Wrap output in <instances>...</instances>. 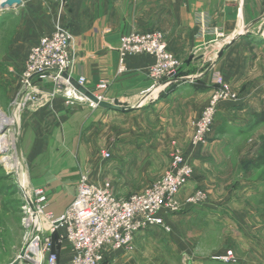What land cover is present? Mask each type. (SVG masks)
<instances>
[{
    "label": "rangeland",
    "instance_id": "1",
    "mask_svg": "<svg viewBox=\"0 0 264 264\" xmlns=\"http://www.w3.org/2000/svg\"><path fill=\"white\" fill-rule=\"evenodd\" d=\"M73 35L77 57V35L82 34ZM26 40L19 35L12 8L0 7V111L7 117L17 114L19 120L0 128V136L9 139L0 144V264L15 261L24 244L19 189L23 180L31 192L36 180L60 178L49 190L43 186L51 211L66 201L67 182L71 177L78 182L81 173L96 183L109 180L115 194L127 197L159 179L170 168L177 148L192 162L191 180L198 169L208 174L209 183L180 196L182 208L166 215L169 229L150 226L137 232L133 251H112L107 264H264L256 251L257 239L264 242V168L252 166L264 134V123L256 124L252 114L261 111L257 103L222 102L207 142L199 147L190 144L191 121L202 108V98L208 95V100L215 86L212 89L198 77L179 87L185 91L177 98L178 105L173 102L144 112L93 106L78 92V96L70 93L65 80L49 101L17 108L30 48ZM55 86L48 84L50 91ZM233 89L240 96L241 90ZM182 100L188 117L182 115ZM61 179L64 188L58 186ZM197 191L204 198L189 204L188 197ZM243 217L247 226L241 223ZM251 248L253 259L247 261L242 255ZM227 250H233L234 262L216 259Z\"/></svg>",
    "mask_w": 264,
    "mask_h": 264
},
{
    "label": "crops",
    "instance_id": "2",
    "mask_svg": "<svg viewBox=\"0 0 264 264\" xmlns=\"http://www.w3.org/2000/svg\"><path fill=\"white\" fill-rule=\"evenodd\" d=\"M12 10L17 17L19 35L27 37L30 48L42 35L53 32L58 18L74 34H82L77 35L73 77L78 80L84 76L88 89L109 102L130 107L129 110L144 112L151 107L177 104V98L185 91L179 87L189 81L174 84L159 92L157 98L154 94L145 99L144 92L151 85L149 69L155 57L144 53L128 56L127 70L118 71L120 37L136 28L163 30L169 50L181 59V71L187 76L201 78L213 89V75L220 71L230 85L241 90V103H257V110L264 109V0H22V4ZM200 12L207 15L209 32L205 35L201 34L198 22ZM215 27L223 31V38L213 34ZM103 80L108 82L105 89L99 87ZM49 83H53L50 78L37 79L38 86L50 91ZM207 98L208 95L202 98L199 108L205 106ZM181 107L182 115L188 117L184 100ZM198 162L195 160L194 165ZM194 175L182 189L181 197L193 192L198 185L209 183L205 172L197 169ZM59 179L58 176L44 177L34 185L49 190ZM76 183L73 177L67 182L66 191L70 195L62 205L52 208L55 215L64 212L76 196ZM58 186L64 188L62 179ZM243 218L241 223L247 226V218ZM256 251L257 259H264L263 241L257 239ZM59 252V264H69L70 249L61 247ZM252 252V248L247 249L242 256L250 261Z\"/></svg>",
    "mask_w": 264,
    "mask_h": 264
},
{
    "label": "built area",
    "instance_id": "3",
    "mask_svg": "<svg viewBox=\"0 0 264 264\" xmlns=\"http://www.w3.org/2000/svg\"><path fill=\"white\" fill-rule=\"evenodd\" d=\"M206 19V13L200 12L198 22L202 35L209 32ZM213 34L224 37L218 27L213 29ZM119 43V72L127 70L128 56L144 53L155 57L149 69L151 85L144 92L145 99L154 94L157 98L159 92L174 84L194 79L182 76V61L169 50L162 30H132L121 35ZM76 60L73 32L58 18L53 32L42 35L25 57L17 108L27 104L39 105L52 99L61 80L70 84V78H65L64 74L72 75L69 71ZM39 78L52 79L56 85L54 91L38 86ZM85 80L83 76L78 82L84 86ZM213 85L208 103L200 116L191 121L190 144L194 147L207 142L219 105L239 100L236 90L218 72L213 75ZM99 87L107 88L108 82L101 81ZM97 96L104 99L101 94ZM103 154L110 156L108 151ZM172 160L170 168L159 179L128 197L115 194L109 180L96 183L87 173H81L76 196L58 216L48 208L49 196L45 188L34 187L30 192L23 180L19 189L23 201L20 209L25 254L18 256L19 264H59L61 247L70 249L69 264H107L112 251H133L137 232L150 226L169 229L166 215L182 208L180 193L190 182L194 170L191 160L179 148L172 153ZM203 198L204 193L197 191L188 197L187 202L194 204ZM216 259L232 263L235 254L233 250H227Z\"/></svg>",
    "mask_w": 264,
    "mask_h": 264
},
{
    "label": "water",
    "instance_id": "4",
    "mask_svg": "<svg viewBox=\"0 0 264 264\" xmlns=\"http://www.w3.org/2000/svg\"><path fill=\"white\" fill-rule=\"evenodd\" d=\"M22 4V0H5L0 4L1 9H8L12 7H16ZM65 78H70V84L78 93H80L83 97H86L89 101L97 104L98 106H101L106 109H117L121 111H129L131 109L130 107L127 108L123 105H119L116 103L109 102L105 99H102L98 97L92 90L88 89L85 85L83 86L76 80L73 76H69L68 74H64ZM20 256H23L25 254V247H23L20 251ZM10 264H19V257L15 259Z\"/></svg>",
    "mask_w": 264,
    "mask_h": 264
},
{
    "label": "trees",
    "instance_id": "5",
    "mask_svg": "<svg viewBox=\"0 0 264 264\" xmlns=\"http://www.w3.org/2000/svg\"><path fill=\"white\" fill-rule=\"evenodd\" d=\"M183 73V72H182ZM254 120L256 124L264 123V109L261 111H254L253 113ZM258 151L253 161V168L261 169L264 168V134L259 139Z\"/></svg>",
    "mask_w": 264,
    "mask_h": 264
},
{
    "label": "bare ground",
    "instance_id": "6",
    "mask_svg": "<svg viewBox=\"0 0 264 264\" xmlns=\"http://www.w3.org/2000/svg\"><path fill=\"white\" fill-rule=\"evenodd\" d=\"M5 0H0V4L2 3V2H4ZM13 8V7H12ZM2 11H4V10H2ZM72 76V75H71ZM70 93H72V92H75V94L78 96L79 94L76 92V91H74V89H72L71 87H70ZM81 98H84L83 96H81ZM92 103V102H91ZM93 105H95V106H97L95 103H92ZM0 118H1V120H0V128H2L3 126H6V125H8V124H11V123H15V124H18V122H19V120H18V116H17V114H15V115H13V116H11V117H7L3 112H1L0 111ZM9 142V139H8V136L7 135H1L0 136V144L1 145H4V144H7ZM14 142L18 145V137H15V140H14ZM15 144V145H16ZM8 158V157H7ZM7 162H8V164L10 163V159H7Z\"/></svg>",
    "mask_w": 264,
    "mask_h": 264
}]
</instances>
